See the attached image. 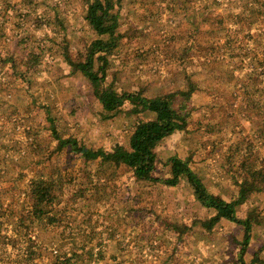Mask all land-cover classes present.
Returning <instances> with one entry per match:
<instances>
[{"label": "rangeland", "instance_id": "374dc122", "mask_svg": "<svg viewBox=\"0 0 264 264\" xmlns=\"http://www.w3.org/2000/svg\"><path fill=\"white\" fill-rule=\"evenodd\" d=\"M251 1L122 0L119 39L107 56L105 83L118 92L152 97L195 86L186 127L155 147L164 165L156 174L169 175L171 156L185 158L205 188L228 202L238 194L242 166H264V132L257 131L264 115L262 122L246 116H253L248 103L264 105V25L249 20L263 12ZM87 3L0 0V264H63L56 252L81 246L101 254L72 264H238L240 225L220 218L203 227L200 220L217 211L201 205L186 180L139 181L125 165H84L69 146L59 148L58 137L110 151L127 145L139 119L154 117L121 111L101 118L90 82L64 59L66 50L74 61L83 57L95 38L84 20ZM194 23L201 25L197 35ZM33 49L37 64L28 60ZM128 108L125 102L122 110ZM99 170L101 177H89ZM35 171L50 174L62 196L58 221L45 230L31 217L15 226ZM234 208L239 218L257 214L244 259L256 253L253 264H264V191Z\"/></svg>", "mask_w": 264, "mask_h": 264}, {"label": "trees", "instance_id": "16d2710c", "mask_svg": "<svg viewBox=\"0 0 264 264\" xmlns=\"http://www.w3.org/2000/svg\"><path fill=\"white\" fill-rule=\"evenodd\" d=\"M122 0H88L87 9L84 13V20L93 30L95 38L85 46V53L76 61L72 60L68 55L67 50L63 53L66 62L72 66L75 72L83 74L92 86L93 94L100 105V117L103 119L114 116L117 112L127 111L128 115H142L148 111L154 114L151 119H139L134 125L133 130L128 136L127 145L115 143L110 151H105L101 148L91 149L84 145H78L74 138H66L65 140L58 137L59 148L69 146L71 150L76 152L82 159L83 164L87 165L89 162L96 160L98 164L102 165H125L132 171L135 179L139 181L159 182L165 186H175L182 179L186 180L193 189L196 198L201 205L216 209V214L200 220L203 227L211 229V227L219 221L220 218H227L238 225L242 229V237L240 239L241 248L238 252V264H253L258 260L256 253L245 260L244 255L247 246L251 240L252 227L258 223L257 214L254 209L250 210L244 218L235 216V206L244 203L249 197L255 193L264 191V166H242L244 172L243 180L238 183L239 191L236 198L231 202L225 201L220 196L209 192L202 184L197 174L190 168L187 159L173 155L168 158L167 165L169 166L167 177L157 175L158 164L160 167L164 166L157 156L155 147L157 143L166 135L172 133L174 130L183 129L186 127L188 121L189 110L188 99L190 93L195 90V86L190 84L186 90H175L167 92L164 95L147 97L142 92H118L112 84H106L107 77V56L111 55L116 49L119 35L117 32L118 26V5ZM252 0L251 6H258L261 16L250 17L252 21L258 19L264 25V0ZM263 1V2H262ZM7 8H11L9 1L4 3ZM218 23H220L218 21ZM201 25L194 23L192 25V35H197L201 32ZM219 34V32H217ZM221 35V33L219 34ZM219 37V36H217ZM38 48H41L38 46ZM64 49V48H63ZM36 49L29 51L28 60L33 64L39 63V56ZM246 57V55H241ZM11 59L9 56L6 61ZM264 61V58H261ZM254 61H258V57ZM4 63V62H3ZM247 63H244V68ZM264 73V68L260 70L259 74ZM251 76L254 72H246ZM255 74L256 78L259 75ZM255 80V77H253ZM129 103L130 108L122 110L124 104ZM248 108L251 107L253 116L246 115L249 119L260 120V116L264 115V105L257 103L253 105L248 103ZM51 130L55 135V124L52 118H47ZM253 122V121H252ZM264 132V126H259V130ZM1 133V132H0ZM86 168H88L86 166ZM29 178L27 192L25 197V208L21 211L20 219L15 226L24 225L25 218H32L37 220L41 229H47L46 226H54L58 221L57 208L61 203L62 196L57 193V188L60 189L56 180L50 178V174H45L43 171L36 173ZM104 172L99 170L95 176L101 177ZM55 210V211H54ZM5 211V210H4ZM3 203L0 201V217L4 214ZM24 216V217H23ZM3 223L0 222V233L3 228ZM47 250L50 254L52 249ZM59 251L62 249L57 246ZM94 246L78 247L72 252H56V259H62L63 264H72L73 260L80 261L81 259L95 260L98 258V253L94 252ZM55 251V250H54ZM101 254V253H100Z\"/></svg>", "mask_w": 264, "mask_h": 264}]
</instances>
